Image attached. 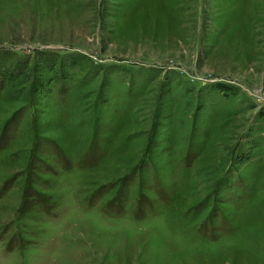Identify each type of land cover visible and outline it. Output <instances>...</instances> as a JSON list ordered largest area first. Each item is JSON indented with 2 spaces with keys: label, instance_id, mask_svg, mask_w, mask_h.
Segmentation results:
<instances>
[{
  "label": "rangeland",
  "instance_id": "obj_1",
  "mask_svg": "<svg viewBox=\"0 0 264 264\" xmlns=\"http://www.w3.org/2000/svg\"><path fill=\"white\" fill-rule=\"evenodd\" d=\"M0 264H264V0H0Z\"/></svg>",
  "mask_w": 264,
  "mask_h": 264
}]
</instances>
